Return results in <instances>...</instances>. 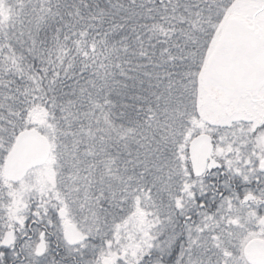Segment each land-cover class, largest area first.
<instances>
[{
  "label": "snow or ice",
  "instance_id": "obj_1",
  "mask_svg": "<svg viewBox=\"0 0 264 264\" xmlns=\"http://www.w3.org/2000/svg\"><path fill=\"white\" fill-rule=\"evenodd\" d=\"M0 264H264V0H0Z\"/></svg>",
  "mask_w": 264,
  "mask_h": 264
}]
</instances>
